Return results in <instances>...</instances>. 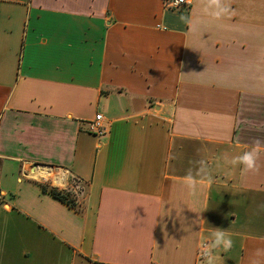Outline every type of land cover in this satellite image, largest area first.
I'll return each mask as SVG.
<instances>
[{"label": "crops", "instance_id": "crops-1", "mask_svg": "<svg viewBox=\"0 0 264 264\" xmlns=\"http://www.w3.org/2000/svg\"><path fill=\"white\" fill-rule=\"evenodd\" d=\"M164 1L0 0V264H264V0Z\"/></svg>", "mask_w": 264, "mask_h": 264}, {"label": "clouds", "instance_id": "clouds-1", "mask_svg": "<svg viewBox=\"0 0 264 264\" xmlns=\"http://www.w3.org/2000/svg\"><path fill=\"white\" fill-rule=\"evenodd\" d=\"M177 2H182V0H177ZM210 5H215L218 9L217 12L214 13V15L219 16L222 13L227 11V8L223 7L221 5V0H209ZM257 145L260 143L259 140L256 141ZM257 159H258V152L256 148H253L251 151L245 152L242 156L234 158L231 163L233 164H242L244 166L243 171H256L258 170L257 165ZM213 236L215 237L212 247H220L221 245L228 249L232 246V241L230 238H228L223 230H217L213 233ZM205 255H208L207 248L205 249Z\"/></svg>", "mask_w": 264, "mask_h": 264}, {"label": "built area", "instance_id": "built-area-1", "mask_svg": "<svg viewBox=\"0 0 264 264\" xmlns=\"http://www.w3.org/2000/svg\"><path fill=\"white\" fill-rule=\"evenodd\" d=\"M188 4H189V2L187 0H182V2H177V0H165L164 1V8L180 10V9L186 8L188 6ZM87 130L89 132L93 133L94 135L100 136V137L106 133V127L102 123V116L100 114H95L93 120H91L87 124ZM75 193L78 195V197H80V198L82 197V195H83L82 185H79L76 187ZM72 195L75 196L74 194H72ZM75 198L78 200V198L76 196H75ZM205 249H206V244H201L199 246L198 255L200 257L205 255Z\"/></svg>", "mask_w": 264, "mask_h": 264}, {"label": "trees", "instance_id": "trees-1", "mask_svg": "<svg viewBox=\"0 0 264 264\" xmlns=\"http://www.w3.org/2000/svg\"><path fill=\"white\" fill-rule=\"evenodd\" d=\"M39 187L42 191L51 195L53 198L57 199L61 203L65 204L66 206L72 209H75V210L79 209L77 205V199L75 198V196L70 194L68 191L51 186L47 183H41L39 184Z\"/></svg>", "mask_w": 264, "mask_h": 264}, {"label": "bare ground", "instance_id": "bare-ground-1", "mask_svg": "<svg viewBox=\"0 0 264 264\" xmlns=\"http://www.w3.org/2000/svg\"><path fill=\"white\" fill-rule=\"evenodd\" d=\"M45 169H46V168H45ZM34 173H35L36 176H38V175H41V174H45V173H47V172H44L41 168L37 167L36 169H34ZM57 175H58V174H57ZM50 176H51V175H50ZM54 180H55V183H56V184L59 183V182H60V178H59V176L55 177Z\"/></svg>", "mask_w": 264, "mask_h": 264}, {"label": "rangeland", "instance_id": "rangeland-1", "mask_svg": "<svg viewBox=\"0 0 264 264\" xmlns=\"http://www.w3.org/2000/svg\"><path fill=\"white\" fill-rule=\"evenodd\" d=\"M44 172H45V170H43ZM48 178V177H47ZM45 183H47V184H49L50 185V183H48V182H45ZM52 186V185H51Z\"/></svg>", "mask_w": 264, "mask_h": 264}]
</instances>
